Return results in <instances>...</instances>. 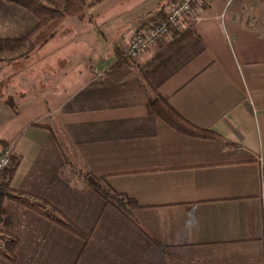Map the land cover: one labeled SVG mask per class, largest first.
Returning <instances> with one entry per match:
<instances>
[{
    "label": "crops",
    "instance_id": "1",
    "mask_svg": "<svg viewBox=\"0 0 264 264\" xmlns=\"http://www.w3.org/2000/svg\"><path fill=\"white\" fill-rule=\"evenodd\" d=\"M124 1L104 0L82 18L65 19L25 60L55 39L66 46L48 55L56 60L40 69L38 89L28 86L33 71L25 68L15 75L24 72L18 78L26 92L14 97V108L0 107V141L20 159L11 189L92 233L79 257L80 239L7 202L18 254L27 248L36 258L50 242L61 248L59 257L74 256L69 264H90L92 248L102 244V264H173L172 257L181 264H264V0L205 2L192 32L176 31L120 63V53L174 6L161 0L129 20L130 11H111ZM182 56L157 76L168 72L160 82L172 74L158 93L217 140L180 135L148 113L151 92L137 67L152 70L161 58L172 65ZM94 187L141 208L130 220Z\"/></svg>",
    "mask_w": 264,
    "mask_h": 264
},
{
    "label": "trees",
    "instance_id": "2",
    "mask_svg": "<svg viewBox=\"0 0 264 264\" xmlns=\"http://www.w3.org/2000/svg\"><path fill=\"white\" fill-rule=\"evenodd\" d=\"M12 2L17 8L31 14L35 20L36 25L26 33H22L15 37L0 38V53H11L19 55L17 58L28 59L30 55L37 49L48 44L55 36L62 23L67 18H82L85 16L89 7L94 4L100 3L104 0H4ZM180 0H173L172 5L178 4ZM165 6L158 17L164 18L166 15ZM160 18V19H161ZM190 32L193 31V26L189 27ZM178 33V31H177ZM176 31L173 32L177 34ZM199 42V52L204 50V46L201 40ZM120 63H132V60L123 58L122 53L119 55ZM158 58H155V60ZM153 63V62H151ZM172 63V58H166L160 60V63L152 70H147L143 67H137V71L145 81L146 92H151L148 95L147 109L151 116H154L163 121L167 126L176 131L178 134L203 140H217L219 137L209 130L200 129L192 125L185 120L168 102L158 93V86L163 81L168 79L172 74H169L166 78L160 82L155 83V78L159 73L165 70L168 65ZM12 109L15 105L8 104ZM18 112L15 111L14 114ZM36 126H42L35 124ZM0 147H10L6 142L0 141ZM20 164V159L15 155L12 156V166L7 169L0 179V233L3 231L7 233L8 240L4 242L3 249H0V258L11 264L17 263V250L19 248L20 240L17 236L11 233L12 219L9 216L5 204L7 202H13L17 205L23 206L35 212L37 215L47 219L52 224L58 226L66 233L81 240L82 246L79 257H81L90 243L91 234L81 229L78 225L74 224L66 218V216L60 213V218H54L53 216L45 213L40 207L31 204L28 201V197L31 196L24 192H15L11 189V182L17 172ZM94 191L103 198L106 205L114 206L121 214L126 218L132 220V214L135 210L141 208L139 204L131 198L124 195H119L111 191L99 190L94 187ZM71 264H78V260Z\"/></svg>",
    "mask_w": 264,
    "mask_h": 264
},
{
    "label": "rangeland",
    "instance_id": "3",
    "mask_svg": "<svg viewBox=\"0 0 264 264\" xmlns=\"http://www.w3.org/2000/svg\"><path fill=\"white\" fill-rule=\"evenodd\" d=\"M139 1L140 0H125L122 5L117 6L111 11L118 10L115 12V13H118L119 10L122 11V8H124L123 10L130 11L131 14L128 15L129 20H130L131 18L137 17L138 14L143 13V11H146L149 9L153 10L155 7L158 6V3L161 0H147L146 2L147 5L146 4L141 5L138 8H136L135 3ZM35 25H36V20L31 14L17 8L12 2L0 0V38H7V37H13V36L15 37V35L18 36L22 33H26L27 31L31 30ZM190 26H193L191 20L188 22L186 29H189ZM63 44L64 43H61V41L58 43L57 39H55V41H53V45H50V47L45 49L46 51H43L41 53H36L27 62L23 58H17V56L19 55L18 53L16 54H11L8 52L0 53V107L2 105H8L12 103V101L14 100V97L18 96L20 93L23 94L26 92L23 87V82L21 81L19 82V78H18V76H22L24 72L19 73L18 76L15 75V73L19 71H24L25 68H30L33 71L29 77L27 76L28 77L27 81H29L30 83L28 86L31 87L32 92L35 89H38L37 78H41V75H42V72H40V69L42 70L43 67L47 63L51 65L55 63L54 60L56 59L54 58L52 59L48 55H50V53L52 52L56 53L59 50L66 49V46H62ZM58 47H63V48H58ZM46 55L48 56V58H45ZM184 60H186L185 57L183 56L180 57L175 63H173L172 65L171 64L168 65L167 69L169 71L175 69ZM167 73L168 72L162 73L161 76L155 78L154 82L155 83L159 82L161 77L166 76ZM45 213L53 216L54 218L61 217L59 212H45ZM103 235L105 234H103V229H102L98 233V237L102 236L103 238ZM7 240H8L7 233L4 231L0 233V249H3V244ZM47 248L48 249L55 248V249L53 251L48 250V249L47 250L42 249L43 253L47 254L48 256L45 254L44 255L39 254V256L36 258L33 257V252H31L32 251L31 249H27V248L23 249L22 255H19L18 250H17V256H16L17 263L16 264H69V262L73 261L74 259L73 258L74 256H72L71 254H70L71 256L67 255L64 257L63 256L59 257L57 253L60 252L59 250L61 248H57L56 243H50V242L47 243ZM93 248H92V253L89 256V259L87 260L88 263L102 264V261L104 259L102 258L103 257L102 255H104L105 257L107 256L106 253L104 254L103 245L99 244L94 249ZM29 254L31 256H29ZM154 255L159 256L158 257L159 262L164 263L166 261V259L160 256L158 252L156 253L154 252ZM171 260L173 264H181L182 262L181 259H175V257L174 258L172 257ZM0 264H11V263L6 262L2 258H0Z\"/></svg>",
    "mask_w": 264,
    "mask_h": 264
},
{
    "label": "built area",
    "instance_id": "4",
    "mask_svg": "<svg viewBox=\"0 0 264 264\" xmlns=\"http://www.w3.org/2000/svg\"><path fill=\"white\" fill-rule=\"evenodd\" d=\"M210 0H180L172 6L164 18L151 23L147 30L137 36L122 52L123 58L137 60L145 52L157 45L161 39H170L173 32L186 29L188 22L194 19L195 10ZM13 151L11 147L0 148V179L2 174L12 166Z\"/></svg>",
    "mask_w": 264,
    "mask_h": 264
}]
</instances>
